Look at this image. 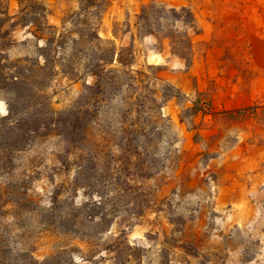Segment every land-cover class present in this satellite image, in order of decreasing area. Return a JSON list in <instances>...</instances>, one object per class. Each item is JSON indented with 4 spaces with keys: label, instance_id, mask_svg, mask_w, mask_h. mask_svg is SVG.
I'll return each mask as SVG.
<instances>
[{
    "label": "rangeland",
    "instance_id": "rangeland-1",
    "mask_svg": "<svg viewBox=\"0 0 264 264\" xmlns=\"http://www.w3.org/2000/svg\"><path fill=\"white\" fill-rule=\"evenodd\" d=\"M33 1L48 8L54 26L62 28L66 22L70 31L88 27L89 15L81 17L86 25L74 24L75 12L88 0ZM154 1L171 8L186 6L194 12L203 32L194 36L192 59L172 54L169 41L139 34L142 8ZM8 4L13 16L20 14V0ZM90 21L102 37L120 46L134 41L138 68L151 73L147 65L162 66L163 78L185 94L165 104L164 116L172 118L176 129L172 132L161 124L164 136L158 142L160 153L179 148L182 163L174 158L168 163L170 168L144 180L151 207L132 222L126 214L117 215L109 236H118L127 228L138 264H264V0H110L101 16L94 15ZM30 30L22 24L13 30L15 45L8 52L12 60L38 55L37 46L44 42L34 39ZM76 61L82 64L81 78L72 80L59 72L47 90L56 111L81 106L87 85L94 81L84 75L89 59ZM196 101L202 111L194 116L187 109ZM7 114L6 99L0 95V116ZM102 124L92 125L91 138L104 130ZM108 138L103 162L113 177L112 160L126 155ZM62 144L60 138H52L25 152L13 151V169L10 173L0 169V184L9 186L12 180L25 179L29 194L45 203L47 190L53 186L48 176L56 169L60 174L54 183L62 190V200L67 199V207L87 203L89 209V200L101 196L114 199L110 206H126L114 188L98 185L89 190V160L77 161L88 166L86 175L79 176L74 165L59 171L61 165L52 154L62 150ZM150 150L154 152L155 146ZM134 196L133 192L127 198L131 208ZM32 215L25 212L20 223L27 228L36 226L28 242L40 260L68 247L74 250L77 264H113L107 260L110 254L100 253L102 248L91 253L87 239L51 230ZM10 221L16 220L10 217Z\"/></svg>",
    "mask_w": 264,
    "mask_h": 264
},
{
    "label": "trees",
    "instance_id": "trees-1",
    "mask_svg": "<svg viewBox=\"0 0 264 264\" xmlns=\"http://www.w3.org/2000/svg\"><path fill=\"white\" fill-rule=\"evenodd\" d=\"M9 1L0 0V95L8 105V114L0 116V169L6 173L13 169L10 157L13 151L25 152L39 141L60 138L64 146L52 154L61 165L59 171L74 165L79 176L86 175L88 166L77 161L89 160V190L98 185L114 188L119 201L126 200V206H110L114 199L104 200L101 196L100 200H89V209L87 203L67 207V199L62 200V190L54 183L55 176L60 174L56 169L48 176L53 186L47 190L45 203L29 194L31 188L25 179L12 180L9 186L0 184V264H77L74 250L68 247L40 260L35 255V246L28 242L36 226L27 228L20 223L25 212L40 218L51 230L87 239L91 253L102 248L100 253L110 254L107 260L113 264H138L127 228L118 236L109 235L117 215L126 214V220L132 222L151 207L144 180L170 168L168 163L174 158L182 163L179 148L176 152L160 153L158 142L164 136L161 124L172 132L176 129L172 118L164 116L165 104L185 94L163 78L162 66L147 65L151 73L138 68L134 41L120 46L116 40L101 36L90 17L101 16L110 0H88L87 5H82L75 12L74 24H85L81 17L88 15L89 24L78 31L68 30L66 22L62 28L50 24L48 8L33 0H20V14L13 16ZM19 24L30 27L34 39L44 44L37 46L38 55L12 60L8 55L15 45L11 35ZM138 27L141 36H154L163 43L169 41L172 54L187 60L195 54L194 36L203 32L191 8H171L157 1L143 6ZM79 58L89 59L84 75L94 81L87 85L81 106L56 111L47 90L59 72L72 80L80 79L82 64L76 61ZM193 103L187 112L196 116L202 105L199 101ZM102 122L104 130L97 138H91L92 125H103ZM108 137L126 155L112 160L115 166L110 165L109 169L116 173L113 177L104 169L103 162ZM153 146L154 152L150 150ZM133 192L135 206L131 208L127 198ZM10 217L16 221L11 222Z\"/></svg>",
    "mask_w": 264,
    "mask_h": 264
}]
</instances>
